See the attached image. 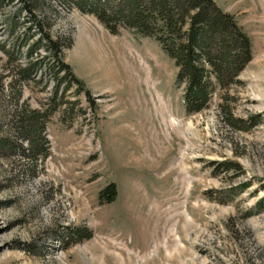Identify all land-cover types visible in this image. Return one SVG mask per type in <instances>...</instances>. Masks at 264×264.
<instances>
[{"label":"rangeland","instance_id":"374dc122","mask_svg":"<svg viewBox=\"0 0 264 264\" xmlns=\"http://www.w3.org/2000/svg\"><path fill=\"white\" fill-rule=\"evenodd\" d=\"M216 1L251 37L253 58L227 100L218 90L188 113L175 61L155 38L113 34L50 0L58 14L39 13L54 16L53 33L73 36L65 60L97 104L70 88L37 162L4 117L21 85L22 101L43 109L53 80L43 71L10 87L12 67L26 61L16 37L32 21L22 9L10 32L20 5L1 7L0 44L18 60L0 51V140L14 141L0 144V264H264V0ZM228 159L242 168L219 169ZM111 182L118 195L102 202ZM71 228L91 236L71 243Z\"/></svg>","mask_w":264,"mask_h":264},{"label":"trees","instance_id":"16d2710c","mask_svg":"<svg viewBox=\"0 0 264 264\" xmlns=\"http://www.w3.org/2000/svg\"><path fill=\"white\" fill-rule=\"evenodd\" d=\"M14 0H0L1 7ZM50 0H17V17L7 18L10 32H14L21 22L20 12L29 13L32 24L18 34L16 40L24 48L25 63H16L12 72L10 87L15 83L37 81L39 72L45 71L53 80L51 96L43 109L30 107L22 101V85L16 92L15 107L4 118L8 130L27 143L23 148L26 156L34 162L48 155L49 139L47 123L51 114L66 101L70 88L76 87V94L85 92L93 107L96 101L85 89L84 81L76 76L72 66L65 60V51L74 45L72 35L53 33L52 17L40 15L42 9L56 7ZM70 10L95 16L113 34L122 28L132 30L142 36L155 38L164 51L175 61L178 68L176 83L185 85L184 101L188 113L199 112L210 106L213 95L223 90L224 100L229 98V87L239 82L240 73L253 58L251 37L241 27L236 17L224 11L216 0H60ZM46 7V8H45ZM36 32H38L36 36ZM0 51L8 54L14 64L17 58L0 44ZM15 55V54H14ZM16 77V79H14ZM47 83H45L46 85ZM14 89V88H13ZM14 92V93H15ZM227 102V101H226ZM223 106L224 103H223ZM228 110V109H227ZM8 117V118H7ZM12 136L1 137L0 144L11 145ZM224 171L241 169L235 160L216 161ZM118 195L116 182L109 183L101 192V201L113 202ZM258 206L264 207V199ZM69 236L75 243L91 236L87 229L71 228Z\"/></svg>","mask_w":264,"mask_h":264}]
</instances>
